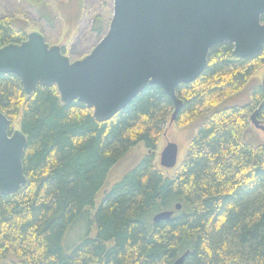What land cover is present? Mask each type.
Masks as SVG:
<instances>
[{
  "label": "trees",
  "instance_id": "trees-1",
  "mask_svg": "<svg viewBox=\"0 0 264 264\" xmlns=\"http://www.w3.org/2000/svg\"><path fill=\"white\" fill-rule=\"evenodd\" d=\"M22 1L53 21L46 0ZM58 1L81 17L82 0ZM15 15L0 16V48L27 39L30 25ZM109 22L94 18L98 41ZM232 51L228 42L212 46L198 78L177 86L183 105L175 122H200L170 175L156 164L162 125L173 112L159 86L98 122L77 100L63 105L55 85L39 84L26 96L17 75L0 73V111L9 131L17 120L27 138V185L0 194V264L10 256L21 264H173L187 250L183 264H264V143L249 135L257 108L264 123V84L251 86L245 103L226 105L264 64V45L254 58ZM138 144L146 152L101 195L113 167ZM165 210L173 215L154 223ZM75 226L85 234L67 248Z\"/></svg>",
  "mask_w": 264,
  "mask_h": 264
},
{
  "label": "water",
  "instance_id": "water-1",
  "mask_svg": "<svg viewBox=\"0 0 264 264\" xmlns=\"http://www.w3.org/2000/svg\"><path fill=\"white\" fill-rule=\"evenodd\" d=\"M264 0H112L108 30L93 49L71 60L58 44L50 45L39 31L19 44L0 48V73L17 75L30 96L39 84L55 85L63 105L77 100L92 109L98 122L111 119L145 87L159 86L173 107L176 120L183 101L179 84L194 81L207 64L209 49L222 42L233 54L254 58L264 45ZM258 108L250 115L263 133ZM0 111V194L16 193L27 185L22 155L27 138ZM178 146L169 141L159 156L165 169L177 164ZM180 209V204L176 205ZM173 210L153 215L168 220ZM185 251L173 264H183Z\"/></svg>",
  "mask_w": 264,
  "mask_h": 264
},
{
  "label": "rangeland",
  "instance_id": "rangeland-1",
  "mask_svg": "<svg viewBox=\"0 0 264 264\" xmlns=\"http://www.w3.org/2000/svg\"><path fill=\"white\" fill-rule=\"evenodd\" d=\"M49 4L50 12L52 11L53 21L46 24V20L40 19L37 13L26 6L22 0H0V16L10 15L14 11L15 16L29 23L31 31H43L45 41L50 45L59 44L66 46V56L71 60L80 59L90 53L93 47L98 43L96 34L92 32L94 18L97 15L111 19L112 16V0H82V15L80 18H73L74 10H70L69 3H59L58 0H46ZM51 6V7H50ZM17 10H16V9ZM54 10V11H53ZM59 11V13H58ZM76 13V11H75ZM47 14V12H45ZM55 15V16H54ZM18 17V18H19ZM20 25L23 23L19 22ZM28 32V33H29ZM257 83H264V64L261 65L254 73L250 83L243 92L226 102V105L243 104L247 101L248 92L251 86ZM172 114V113H171ZM170 114V115H171ZM166 123L162 125V132L158 141L157 167L166 175L173 174L174 170L181 163L187 144L194 134L196 127L200 121H193L187 125H181L177 122H170L171 116ZM251 115V114H250ZM249 115V121H250ZM18 127V121L13 122V128ZM249 135L253 141L264 143V137L261 130L254 127L250 121ZM175 142L178 146L177 164L174 168L165 169L159 164V156L163 147L167 142ZM146 152L142 144L131 147L120 161L111 170L107 183L101 190V195L106 192L116 179H120L124 174L133 167L139 158ZM81 227H72L64 239V246L69 248L77 244L83 237ZM80 235V236H79ZM68 236V237H67ZM79 236V237H78ZM1 264H21L20 260L14 256L7 257Z\"/></svg>",
  "mask_w": 264,
  "mask_h": 264
},
{
  "label": "flooded vegetation",
  "instance_id": "flooded-vegetation-1",
  "mask_svg": "<svg viewBox=\"0 0 264 264\" xmlns=\"http://www.w3.org/2000/svg\"><path fill=\"white\" fill-rule=\"evenodd\" d=\"M264 84V83H263Z\"/></svg>",
  "mask_w": 264,
  "mask_h": 264
}]
</instances>
